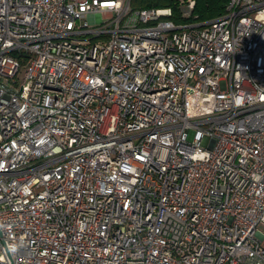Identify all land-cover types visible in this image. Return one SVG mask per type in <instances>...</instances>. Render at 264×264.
Returning <instances> with one entry per match:
<instances>
[{
  "label": "built area",
  "instance_id": "2783aa9c",
  "mask_svg": "<svg viewBox=\"0 0 264 264\" xmlns=\"http://www.w3.org/2000/svg\"><path fill=\"white\" fill-rule=\"evenodd\" d=\"M0 264H264V0H0Z\"/></svg>",
  "mask_w": 264,
  "mask_h": 264
},
{
  "label": "trees",
  "instance_id": "16d2710c",
  "mask_svg": "<svg viewBox=\"0 0 264 264\" xmlns=\"http://www.w3.org/2000/svg\"><path fill=\"white\" fill-rule=\"evenodd\" d=\"M185 1V0H184ZM228 0H193V7L185 16L182 15L180 0H130L133 9L142 8H169L171 19L176 22H206L225 12Z\"/></svg>",
  "mask_w": 264,
  "mask_h": 264
},
{
  "label": "rangeland",
  "instance_id": "374dc122",
  "mask_svg": "<svg viewBox=\"0 0 264 264\" xmlns=\"http://www.w3.org/2000/svg\"><path fill=\"white\" fill-rule=\"evenodd\" d=\"M180 1H184V0H180Z\"/></svg>",
  "mask_w": 264,
  "mask_h": 264
}]
</instances>
